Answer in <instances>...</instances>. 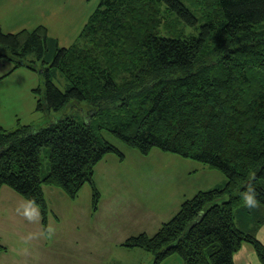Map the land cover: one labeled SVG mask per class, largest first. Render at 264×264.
Instances as JSON below:
<instances>
[{
    "label": "trees",
    "instance_id": "1",
    "mask_svg": "<svg viewBox=\"0 0 264 264\" xmlns=\"http://www.w3.org/2000/svg\"><path fill=\"white\" fill-rule=\"evenodd\" d=\"M0 46L10 53L0 58L14 59L15 69L44 65L40 110L89 107L86 121L0 127V189L8 186L38 207L45 227L44 186L75 199L90 183L98 211L95 166L111 153L124 159L104 138L109 132L143 155L157 148L227 179L186 200L154 236L131 237L124 247L153 254L154 264L175 254L183 264H235L250 244L264 264L257 237L264 226V0H101L69 47L45 26L12 34L0 26ZM57 74L65 91L53 82ZM240 209L253 220L237 223Z\"/></svg>",
    "mask_w": 264,
    "mask_h": 264
},
{
    "label": "rangeland",
    "instance_id": "2",
    "mask_svg": "<svg viewBox=\"0 0 264 264\" xmlns=\"http://www.w3.org/2000/svg\"><path fill=\"white\" fill-rule=\"evenodd\" d=\"M100 2L71 0L68 18H64L62 27L58 23L52 29L56 39H60V46L69 47L77 41ZM0 53L10 55L1 46ZM15 66L14 59L0 58V127L14 131L23 125L47 127L67 117L79 121L88 119L86 103H75L60 112L40 110L38 103L44 97L45 86L44 65L38 62L35 70L26 66L15 69ZM53 82L62 91L68 87L60 74L54 76ZM38 89L42 91L37 92ZM103 136L123 153L124 159L111 153L95 166L93 179L101 195L96 213L90 183L83 186L75 199L56 187L44 186L48 226H44L41 216L36 233L50 249L39 248L45 256L38 257V264H154L153 254L126 248L123 243L143 233L154 236L163 224L174 218L186 200L199 191L222 187L227 182L224 174L198 161L157 148L143 155L109 132H103ZM41 163L43 175L48 174V148L41 151ZM8 211V205L0 202V216ZM236 215L239 224L243 219L253 220V215L247 217L241 209ZM6 243L9 252L18 247L17 240L15 244L11 236ZM23 245L34 247L35 243L27 241ZM163 264H183V261L175 254Z\"/></svg>",
    "mask_w": 264,
    "mask_h": 264
},
{
    "label": "crops",
    "instance_id": "3",
    "mask_svg": "<svg viewBox=\"0 0 264 264\" xmlns=\"http://www.w3.org/2000/svg\"><path fill=\"white\" fill-rule=\"evenodd\" d=\"M70 4L71 0H0V26L5 33L11 34L45 26L49 35L56 38L57 34L52 29L58 23L62 27V21L65 17L68 18ZM0 202L6 203L9 208L7 213L0 216V244L8 246L7 252L0 255V264H38V257L45 256L39 248L46 247L43 239L36 233L37 224L41 220L39 208L7 188L0 189ZM8 236H11L15 244L16 240L18 242V247L13 252H9V245L6 243ZM257 237L264 244V226L258 231ZM27 241H34L35 246L23 245ZM46 249L49 250L50 247ZM234 263L261 264L250 244H244L235 254Z\"/></svg>",
    "mask_w": 264,
    "mask_h": 264
},
{
    "label": "clouds",
    "instance_id": "4",
    "mask_svg": "<svg viewBox=\"0 0 264 264\" xmlns=\"http://www.w3.org/2000/svg\"><path fill=\"white\" fill-rule=\"evenodd\" d=\"M245 199L249 206H252L255 203L254 194H249Z\"/></svg>",
    "mask_w": 264,
    "mask_h": 264
}]
</instances>
